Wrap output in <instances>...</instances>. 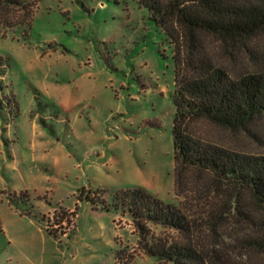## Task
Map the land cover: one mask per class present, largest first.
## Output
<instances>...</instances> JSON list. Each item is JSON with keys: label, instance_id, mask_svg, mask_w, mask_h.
I'll return each instance as SVG.
<instances>
[{"label": "rangeland", "instance_id": "374dc122", "mask_svg": "<svg viewBox=\"0 0 264 264\" xmlns=\"http://www.w3.org/2000/svg\"><path fill=\"white\" fill-rule=\"evenodd\" d=\"M208 43L233 77L264 70V35ZM174 92V49L137 0H32L3 13L0 264H158L113 202L134 187L167 204L183 201L174 188ZM197 131L264 155V117L241 132ZM89 193L94 202L84 199ZM200 222L195 242L215 251L216 264H264L251 246L255 229Z\"/></svg>", "mask_w": 264, "mask_h": 264}, {"label": "trees", "instance_id": "16d2710c", "mask_svg": "<svg viewBox=\"0 0 264 264\" xmlns=\"http://www.w3.org/2000/svg\"><path fill=\"white\" fill-rule=\"evenodd\" d=\"M31 1L0 0V16ZM137 1L174 49V188L183 201L167 204L134 187L118 191L113 206L131 216L145 254L158 264H216L215 251L194 239L204 219L214 229L228 219L247 224L258 234L251 246L264 252V155L222 147L197 131L205 124L241 132L264 117V70L233 77L208 48L211 39L245 43L264 35V0ZM32 18L31 11L26 23ZM84 199L94 202L90 193ZM152 226L178 240L157 237Z\"/></svg>", "mask_w": 264, "mask_h": 264}]
</instances>
